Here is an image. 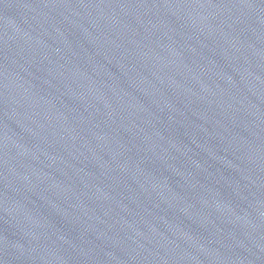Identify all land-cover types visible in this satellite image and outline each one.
<instances>
[{
    "label": "water",
    "instance_id": "obj_1",
    "mask_svg": "<svg viewBox=\"0 0 264 264\" xmlns=\"http://www.w3.org/2000/svg\"><path fill=\"white\" fill-rule=\"evenodd\" d=\"M0 264H264V0H0Z\"/></svg>",
    "mask_w": 264,
    "mask_h": 264
}]
</instances>
